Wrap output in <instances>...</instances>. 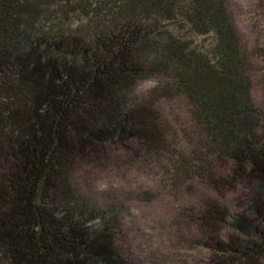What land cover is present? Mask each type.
Segmentation results:
<instances>
[{
    "label": "trees",
    "instance_id": "trees-1",
    "mask_svg": "<svg viewBox=\"0 0 264 264\" xmlns=\"http://www.w3.org/2000/svg\"><path fill=\"white\" fill-rule=\"evenodd\" d=\"M255 60L229 0H0V264H163L126 222L158 192L117 178L147 167L209 190L178 217L217 257L263 258Z\"/></svg>",
    "mask_w": 264,
    "mask_h": 264
},
{
    "label": "rangeland",
    "instance_id": "rangeland-1",
    "mask_svg": "<svg viewBox=\"0 0 264 264\" xmlns=\"http://www.w3.org/2000/svg\"><path fill=\"white\" fill-rule=\"evenodd\" d=\"M233 17L243 41L256 58L255 99L259 105L264 104V0H229ZM161 85L159 79H151L139 86V93L148 94L150 90ZM166 110L172 118L179 120L178 102L167 101ZM182 145L190 147L187 141ZM119 184L128 190L151 188L158 192V197L152 201H133L127 212L126 222L135 230L137 243L141 244L143 256L150 259L155 254L163 264H251L237 260L217 257L206 245L204 235L197 228L186 225L179 220L178 215L184 209L196 206L207 198L209 190L204 185L196 183L185 185L181 190L167 186L161 178L153 175L152 169L143 168L139 172L117 177ZM108 186V185H106ZM128 186V187H127ZM251 184L242 183L239 186L240 196L250 193ZM188 188V189H187ZM190 188V189H189ZM230 205L233 203L228 198ZM231 212H236V203L231 205ZM237 211L236 213H238ZM235 234L229 227L222 233L223 239L232 241ZM254 264H264V257L254 261Z\"/></svg>",
    "mask_w": 264,
    "mask_h": 264
}]
</instances>
